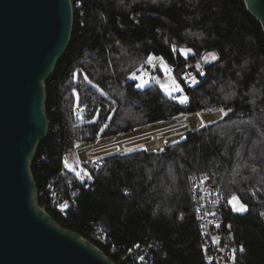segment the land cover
Instances as JSON below:
<instances>
[{"label":"trees","instance_id":"16d2710c","mask_svg":"<svg viewBox=\"0 0 264 264\" xmlns=\"http://www.w3.org/2000/svg\"><path fill=\"white\" fill-rule=\"evenodd\" d=\"M74 1L69 44L46 82L48 135L32 163L38 203L117 264H126V255L143 244L156 247L154 264H208L188 181L191 174L208 172L227 197L235 195L247 206L244 212H223L242 244L244 264H264L260 23L243 0ZM181 47L191 53L182 55ZM210 50L217 56L203 67L205 77L185 87L181 74ZM150 53L167 60L187 102H177L156 83L135 87L129 74ZM217 105L214 118L204 117L203 126L166 142L161 151L136 147L111 154L98 172L89 168L91 178L64 165V155L78 142L168 125L183 112ZM52 182L72 197L67 207L50 198ZM96 229L105 241L91 237Z\"/></svg>","mask_w":264,"mask_h":264},{"label":"water","instance_id":"95a60500","mask_svg":"<svg viewBox=\"0 0 264 264\" xmlns=\"http://www.w3.org/2000/svg\"><path fill=\"white\" fill-rule=\"evenodd\" d=\"M243 2L264 32V0ZM72 24L71 0H0V264H117L37 200L32 163L48 135L46 82Z\"/></svg>","mask_w":264,"mask_h":264},{"label":"built area","instance_id":"2783aa9c","mask_svg":"<svg viewBox=\"0 0 264 264\" xmlns=\"http://www.w3.org/2000/svg\"><path fill=\"white\" fill-rule=\"evenodd\" d=\"M71 2L72 5L75 3L74 0H71ZM201 72L204 74L200 75ZM191 75H197L204 78L205 69H199V72L194 67L185 70V72L181 74L185 87L193 86L184 83V81H190ZM194 113H199V115L203 117L202 112L199 110L194 111ZM183 114L188 115L189 113L183 112ZM191 129L190 121L188 118H184L182 121L167 125L162 129L148 134H142L135 137H132V135H125L119 138L92 144L83 150V155L86 164H88V167L95 173L103 167L105 164V158L111 154L122 153L141 146L146 151H161L166 146V139L171 136L190 132ZM145 138L148 139L137 145L132 144L135 139L141 140ZM72 149L66 152V154L73 152ZM204 177H207V179H204ZM201 180H203V183L200 182ZM188 181L192 196L195 200L196 222L202 233L201 249L205 261L208 264H244L245 259L242 255L243 251H241V249H243L242 244L237 240L233 229H231L228 224L224 223L223 212H239L233 211V206L228 204L230 197H227L219 186L214 183L212 175L208 172L191 174ZM68 186L70 187L71 184L69 183ZM126 193L128 192L126 191ZM49 194L50 198L58 203L67 204L72 202L70 194L62 193L60 185L56 183L52 182L49 185ZM233 203L237 208L239 207L240 202L237 203L234 201ZM198 209L199 211H197ZM206 213L208 214L206 215ZM211 213H215V215H211ZM91 237L98 241H105V234L101 229L93 231ZM214 237L218 239V243L213 242ZM155 248V246L149 244H143L137 247L126 255V264H154V254L152 251ZM233 252H235L236 256L234 262L231 259Z\"/></svg>","mask_w":264,"mask_h":264},{"label":"rangeland","instance_id":"374dc122","mask_svg":"<svg viewBox=\"0 0 264 264\" xmlns=\"http://www.w3.org/2000/svg\"><path fill=\"white\" fill-rule=\"evenodd\" d=\"M181 49L189 50V48H186V47H181L180 50ZM190 53L191 52H189L188 54H190ZM153 56H154V60H153L152 63L154 65H156V67H149L147 64H143L144 68H145V71L142 72V73H139V74L142 75L146 79L148 78L149 74H151L152 76L157 77L158 78V82L153 81V82H150L147 85H150L152 83H156L161 88L163 86L162 90L167 94V91L165 89L171 90V88L173 87V80L175 79L177 82H180V81L175 77V75L172 72L171 66L168 64L167 60L163 56L157 55V54H153ZM216 56H217V52L215 50L206 51V52H204L201 55L200 59L197 62H195L193 64H189L186 67V70H189V69H191L193 67L197 69V65L200 66L199 69H202L205 65H207L210 62H212L216 58ZM161 57L163 58V61H161L159 59ZM162 65H166L167 66V68H168L167 72L162 70ZM192 76L196 77V79H197V75H191L190 78ZM180 83H181V86L183 87L182 82H180ZM183 89H184V87H183ZM173 95L174 96H180V95H187V94H186L185 89H184L183 93L175 92V93H173ZM174 100H176V99H174ZM76 106H78V101H76ZM218 108H219V105L215 106L212 109H209V110H206V111H201L203 117H201L200 115H197V113H194V112L193 113H189L188 115H184L183 113H181V114L178 115V117H176L172 121L171 124H174L176 122L182 121L184 118H188V120L191 123V127L195 128L197 126H200L203 123L204 117L214 118L215 117V110L218 109ZM109 120L110 119H108V121ZM168 125H170V124H168ZM165 126H167L165 123H156V124H151V125H144V126L136 128L132 133H130L127 136H131L132 135V137H135V136H140L142 134H148V133H151L153 131H157L159 129H162ZM182 136H183V134L171 136L168 139H166V142L177 140V139L181 138ZM146 139H148V138L141 139V140L140 139H135V141H133L132 144L137 145V144L141 143L142 141H144ZM104 141H106V140L105 139H100V140L95 141L93 143L92 142H78V143H76L73 146V149H72L73 152L64 155V158H63L64 165H65V161H66L68 163V165L72 166V169H74V170H71V171L74 172L75 174L77 172H79L80 169H86L88 171V173H89V167H88V164H86L85 157L83 155V150L85 148L91 146L92 144H96V143H100V142H104ZM76 145H78V146H76Z\"/></svg>","mask_w":264,"mask_h":264},{"label":"snow or ice","instance_id":"6c2138e0","mask_svg":"<svg viewBox=\"0 0 264 264\" xmlns=\"http://www.w3.org/2000/svg\"><path fill=\"white\" fill-rule=\"evenodd\" d=\"M181 54L182 55H187L189 52H191V50H183L181 49ZM215 58V57H214ZM161 61H163V58H159ZM154 60V56L153 54H149L148 57H147V60L144 62L145 64H147L149 67H156V65H154L152 62ZM199 68L200 66L197 65V71L199 72ZM162 70L167 72L168 71V68L166 65H162ZM145 71V68H144V65L142 64L139 68H137L134 72L130 73L129 74V79H132L134 80L136 83H135V87L137 88H144L147 84H149L150 82H153V81H156L158 82V78L155 77V76H152L151 74H149L148 78H144L142 75H140L139 73H142ZM204 73H200V75H203ZM76 76V73L74 72L73 73V78H75ZM85 79H87V77H85ZM181 79H183V77H181ZM184 83L186 84H190V85H194V84H197L199 83V81L196 79V77L192 76L190 81H184ZM163 88V86H162ZM167 94L169 96H171L173 99H176L179 103H185L188 101L189 97L187 95H180V96H174L173 93L175 92H179V93H183L184 89L183 87L181 86V83L180 82H177L175 79L173 80V87L171 88V90H167ZM197 115H199V113H197ZM111 117H109L110 119ZM203 126V124L201 125ZM78 146V145H76ZM142 147V146H141ZM65 167L68 168L69 170H74L72 169V166L71 165H68V163L65 161ZM81 173H83V176H87L88 178H91V175L90 173H88V171L86 169H80L79 172H77V176L79 177L81 175ZM204 179H207V177H204ZM201 183H203V180L200 181ZM237 202L239 203V197L233 195L229 198L228 200V204L229 205H232L233 206V211H239V212H244V211H247V206L243 203H239V207L237 208L233 202ZM63 207H67V205H62V208ZM199 211V209L197 210ZM208 213H206L207 215ZM211 215H215V213H211ZM213 242L214 243H218V239L217 238H213ZM241 251H243V249H241ZM142 259V258H141ZM231 259L233 260V262L235 261L236 259V256H235V252H233V255L231 257Z\"/></svg>","mask_w":264,"mask_h":264}]
</instances>
